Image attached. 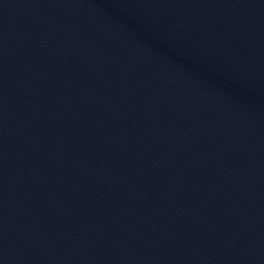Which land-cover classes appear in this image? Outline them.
I'll list each match as a JSON object with an SVG mask.
<instances>
[{
  "label": "water",
  "instance_id": "1",
  "mask_svg": "<svg viewBox=\"0 0 264 264\" xmlns=\"http://www.w3.org/2000/svg\"><path fill=\"white\" fill-rule=\"evenodd\" d=\"M0 264H264V0H0Z\"/></svg>",
  "mask_w": 264,
  "mask_h": 264
}]
</instances>
